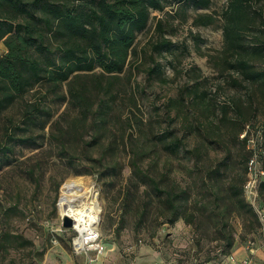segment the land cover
<instances>
[{
	"label": "rangeland",
	"instance_id": "1",
	"mask_svg": "<svg viewBox=\"0 0 264 264\" xmlns=\"http://www.w3.org/2000/svg\"><path fill=\"white\" fill-rule=\"evenodd\" d=\"M226 4L173 2L150 13L134 41L132 70L114 86L118 100L105 126L92 125L67 100L60 102L65 87L47 96L44 86L36 87L0 110V264H222L220 224L215 227L203 208L213 185L208 175L222 172L224 179L215 184L222 190L245 176L244 158L260 145L258 132L264 129L263 88L248 85L232 67L222 30ZM201 16L214 22L196 24ZM245 19L244 43L264 46V0H251ZM163 41L169 45L154 50ZM5 51L1 42L0 56ZM247 57L257 71L264 70V56ZM156 65L160 72L150 73ZM130 90L136 107L129 105ZM233 101L243 116L230 109L222 119V106ZM128 119L139 120L137 127L129 128ZM163 136L180 141L177 152L164 150ZM133 153L136 172L130 167ZM72 179L98 195L101 252L74 250L80 235L72 221L65 226L60 213L63 185ZM150 179L175 196L176 210L154 192ZM220 196V208L230 209L227 195ZM242 196L259 226L227 212L230 254L264 264V218L257 214L264 209V189L254 205Z\"/></svg>",
	"mask_w": 264,
	"mask_h": 264
},
{
	"label": "trees",
	"instance_id": "2",
	"mask_svg": "<svg viewBox=\"0 0 264 264\" xmlns=\"http://www.w3.org/2000/svg\"><path fill=\"white\" fill-rule=\"evenodd\" d=\"M173 2H192L204 7L209 4V0H0V41L6 49L0 56V110L36 87L44 86L46 96L51 92L56 95L65 87V94L58 97L60 102L67 100L76 108L78 116L89 119L92 125L105 126L118 100V92L114 90L116 81L120 74L132 70L130 57L136 55L133 48L136 35L146 29L151 12H162ZM250 2L227 0L221 14L222 30L227 50L234 57L232 67L248 85L264 90V70L257 71L247 57L248 54L264 56V46L246 45L242 34ZM213 22L212 16H201L196 24L208 26ZM156 28L161 29V22H157ZM166 45L169 43L163 41L156 44L154 50ZM149 72H160V66L156 65ZM261 93L264 97V92ZM252 95L247 99L252 101ZM128 102L136 107L134 90H130ZM31 108V112L38 111L36 106ZM230 109L238 117L243 116L241 106L233 101L222 106V119ZM24 119L30 121L32 117L25 116ZM138 121L128 119V127H137ZM258 134L260 145L254 150L258 152L260 164L263 160L264 169V129ZM163 138L162 147L167 153L178 151L179 140ZM59 145L64 147L63 142ZM252 153L250 150L249 157L244 158L246 164ZM246 164L245 176H240L236 183L228 180V186L223 190L215 189V184L222 180V172L215 169L208 175V181L213 185L207 192L209 199L203 208L214 219L215 227L220 224L219 239L225 243L219 247L223 257L230 254L234 244L227 230V212H235L236 217L249 226H259L257 215L242 196ZM130 167L133 172L138 170L136 153L132 154ZM150 182L154 192L164 196L166 206L176 210L175 196L170 191L161 190L154 179ZM259 189L262 194L263 180L258 185V197ZM220 193L227 195L232 203L230 209L225 205L220 208L225 199Z\"/></svg>",
	"mask_w": 264,
	"mask_h": 264
},
{
	"label": "bare ground",
	"instance_id": "3",
	"mask_svg": "<svg viewBox=\"0 0 264 264\" xmlns=\"http://www.w3.org/2000/svg\"><path fill=\"white\" fill-rule=\"evenodd\" d=\"M63 196L60 213L64 218L72 221L74 229L79 236L75 247L76 251L83 250L85 236L93 234L99 235L100 208L97 205L98 195L93 188L85 185L79 179L68 180L63 185ZM100 236V235H99ZM75 250V248H74Z\"/></svg>",
	"mask_w": 264,
	"mask_h": 264
},
{
	"label": "built area",
	"instance_id": "4",
	"mask_svg": "<svg viewBox=\"0 0 264 264\" xmlns=\"http://www.w3.org/2000/svg\"><path fill=\"white\" fill-rule=\"evenodd\" d=\"M253 153L246 164V179L243 185V193L251 202L252 205L256 204L258 201V185L261 181V178L264 176V171L259 167V156L258 152L254 149ZM258 216L263 219L264 218V209L257 210ZM73 247L74 246L73 243ZM93 252H101L103 250V245L100 240V236L98 233L94 232L93 234H89L85 236L84 239V248ZM222 264H250L247 258L238 259L233 254H228L223 257ZM159 264H165L163 261Z\"/></svg>",
	"mask_w": 264,
	"mask_h": 264
},
{
	"label": "water",
	"instance_id": "5",
	"mask_svg": "<svg viewBox=\"0 0 264 264\" xmlns=\"http://www.w3.org/2000/svg\"><path fill=\"white\" fill-rule=\"evenodd\" d=\"M64 221H65V226H69V225H70V223H71V221H70V220H68L67 218H65V219H64Z\"/></svg>",
	"mask_w": 264,
	"mask_h": 264
},
{
	"label": "crops",
	"instance_id": "6",
	"mask_svg": "<svg viewBox=\"0 0 264 264\" xmlns=\"http://www.w3.org/2000/svg\"><path fill=\"white\" fill-rule=\"evenodd\" d=\"M2 41H0V43H1ZM237 249H239V248H237ZM240 250V249H239ZM236 252V251H235Z\"/></svg>",
	"mask_w": 264,
	"mask_h": 264
}]
</instances>
